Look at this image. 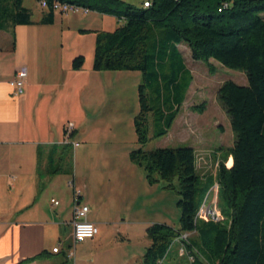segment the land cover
Segmentation results:
<instances>
[{"label": "trees", "instance_id": "trees-1", "mask_svg": "<svg viewBox=\"0 0 264 264\" xmlns=\"http://www.w3.org/2000/svg\"><path fill=\"white\" fill-rule=\"evenodd\" d=\"M22 1L0 0V31L13 36L15 26L33 24ZM35 1L48 7L42 25L53 23L54 3L123 21L113 31L95 33L92 70L141 74L139 110L133 119L139 147L128 158L144 172L148 185L163 183L162 189L179 196L178 228L149 225L141 264H170L179 257L177 250L168 258L175 242L192 256L185 264H264V0H150L148 8L120 0ZM181 45L193 61L213 60L246 78V85L225 81L217 90L234 138L232 164L221 162L215 176L220 221L199 219L202 198L214 181L209 178L201 186L193 148L144 150L150 139L167 135L192 81ZM83 63L82 56L74 58L72 69H81ZM209 70L214 72L211 66ZM203 108L193 109L202 113ZM50 168L53 175H72L69 145L52 153ZM192 233L193 238L182 240Z\"/></svg>", "mask_w": 264, "mask_h": 264}, {"label": "crops", "instance_id": "crops-1", "mask_svg": "<svg viewBox=\"0 0 264 264\" xmlns=\"http://www.w3.org/2000/svg\"><path fill=\"white\" fill-rule=\"evenodd\" d=\"M89 13L91 26L100 30L73 25L68 15L55 12L52 24H39L47 14L42 10L32 25L15 26L13 36L0 31V264H59V255L75 264V255L69 257L66 250L70 244L73 248L76 245L71 223L74 206L78 202L87 206L92 193L106 199V226L118 234V239L114 238L118 264H141L149 245L144 238L135 242L131 230L142 224L143 215L152 214L153 206L157 212L154 185L145 184L139 168L126 161L131 151H126L116 136L119 131L106 124L109 120H103L100 113L116 98L106 100L105 84L118 85L119 91L125 84L123 78L132 72L92 70L95 33L106 30V21L116 22L112 17ZM73 18L81 20V16ZM49 31L54 32L57 44L49 41ZM85 40H90L87 52L81 46ZM78 56L84 63L81 69L73 70L72 60ZM21 67L27 69L24 92L15 97L8 82ZM67 123L74 125V132L65 143ZM64 145L70 146L72 175H53L52 153ZM63 176L71 177L73 188L79 185L71 215L55 209V200L50 197ZM97 241L99 238H93L78 246ZM54 248L59 249L57 253L52 252Z\"/></svg>", "mask_w": 264, "mask_h": 264}, {"label": "rangeland", "instance_id": "rangeland-1", "mask_svg": "<svg viewBox=\"0 0 264 264\" xmlns=\"http://www.w3.org/2000/svg\"><path fill=\"white\" fill-rule=\"evenodd\" d=\"M120 1L136 7H141L142 2L145 0ZM22 6L29 10L32 21L40 19L42 10L35 0H23ZM86 12L88 13L83 15H80V13L74 15L69 14L67 19L73 25L79 23L88 29L100 30L98 27L91 26L90 20L92 19V15L89 11ZM74 16H81V20L76 22V19L73 18ZM103 16L112 17L107 15ZM112 18L116 23L112 24L106 21V30L104 31H113L123 23L122 20L115 17ZM55 28H58V26H55ZM48 34L51 35L49 41L52 42L54 40L53 43L57 44V38L54 35V32L49 31ZM81 46H83L82 49L84 52L89 51L90 40L83 41ZM179 50L184 58V64L192 76V81L185 93L184 102L182 103L179 114L167 135L160 138L150 139L145 145L144 150L151 151L159 148L178 147L193 148L196 154V169L200 178L201 186H206L209 178H212L214 181L213 186L202 198L199 219L208 220L212 215L211 213H214V220L220 221L222 220V217L217 208V184L215 182V176L221 162L227 167L231 166L232 161L230 154L234 138L229 120L218 104L217 90L225 81H232L238 85H246V78L242 73L226 69L213 60L208 64L201 61H193L190 51L185 45L179 46ZM210 66L214 70L213 73L209 70ZM131 74L132 75L123 78L124 80H122V84L124 82L125 84L119 86V88L121 87L119 91H116L118 85L116 87L115 85L114 87H109L105 84L106 100L109 102L110 99L108 97L112 96L116 98L105 104L103 112H100L102 113L101 117L103 120H105V118L106 120H109L106 124H111L117 131H119V134H116V136L118 139H121V142L124 143V147L127 148L126 151L128 152L139 147L136 143L133 119L139 110L138 86L142 83V77L139 72H132ZM117 92H120L118 97L116 96ZM80 102H82L81 99ZM200 105H204L202 113H198L193 109ZM98 119L99 121L101 120L100 117H98ZM151 132L149 133L150 137ZM126 161L132 164L129 162L128 158ZM139 172H141L142 178L145 184H147L144 178V172L141 169H139ZM70 178L71 177L69 176L59 178L57 180V189L52 191L50 195V197L59 203L58 206H54L55 209L63 210V215H71L73 208L72 202L75 198V191L77 190L76 187H79L76 183V187L73 188L70 184ZM175 182L174 185L177 186V183ZM162 186L163 183H159L153 187L155 188V195L153 198H158L157 212H155V207L153 206L152 214L147 213L143 215L142 224L131 230V233L135 237V242L137 243L140 242L141 238L147 240L144 231L151 224L164 223L172 228H178L180 211L175 204L179 199V196L175 190H164L161 188ZM83 191L85 190H81V192ZM49 199L50 198H48V200ZM87 207L89 209L87 220H94L96 222L95 224L99 229V233L94 239L96 240L99 238V241L96 243H89L87 246L85 245V247H79L78 244H76L74 245L75 249L73 248V244H70V248L66 247L67 253H72L74 251L75 264H118V258L116 256L119 254V250H117L116 241L114 240V238L118 239V234L109 231V227L106 226V199L105 201L102 199L100 200L99 197L92 193L90 203L87 204ZM148 212H150V210H148ZM209 212L211 213L209 214ZM108 232H110V234ZM194 236L195 235L192 233L182 235L181 238L182 240L187 241ZM66 246H68V243ZM179 246V242H175L172 245L168 258L176 256ZM57 258L58 261H60L59 264H73V260H70L67 257L65 259L62 255H59ZM176 259L182 264H185L188 261L186 256H179L175 259L172 258L170 264L171 262L174 263L177 261ZM136 263H138V261Z\"/></svg>", "mask_w": 264, "mask_h": 264}, {"label": "built area", "instance_id": "built-area-1", "mask_svg": "<svg viewBox=\"0 0 264 264\" xmlns=\"http://www.w3.org/2000/svg\"><path fill=\"white\" fill-rule=\"evenodd\" d=\"M39 7L42 10H47V4L45 1H41L38 3ZM150 6V2L148 0L144 1L142 4V7L148 8ZM53 11L55 13L61 14V15H69V14H76V13H82L86 14L88 12L79 11V8H62L61 5H58V3L53 4ZM27 77V69L25 67L19 68L13 77L12 80L8 82V85L12 91V96L18 97L21 96L24 92V84ZM74 132V125L72 123H67L64 126V142H70L71 136ZM52 203L56 206L58 205V202L52 201ZM89 213V209L87 206H84L80 204L79 202L77 205L74 206L73 211V217H72V238L74 244H80L86 240H92L95 238L98 234V228L95 224L87 220V215ZM211 212H209L210 214ZM210 219L214 220V213H211ZM58 248H54L52 250L53 253L58 252ZM178 255L180 257L187 256L188 261H190V258L192 256L187 255L185 246L180 245V248L178 249ZM74 256V253H70L69 257Z\"/></svg>", "mask_w": 264, "mask_h": 264}, {"label": "bare ground", "instance_id": "bare-ground-1", "mask_svg": "<svg viewBox=\"0 0 264 264\" xmlns=\"http://www.w3.org/2000/svg\"><path fill=\"white\" fill-rule=\"evenodd\" d=\"M58 5H61L62 8H75V7H73V6L64 5V4H59V3H58ZM143 8H144V7H143Z\"/></svg>", "mask_w": 264, "mask_h": 264}]
</instances>
